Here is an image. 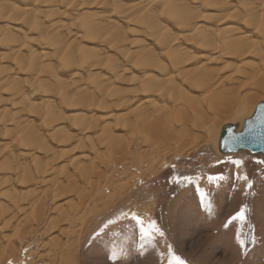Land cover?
<instances>
[{
  "label": "bare ground",
  "instance_id": "6f19581e",
  "mask_svg": "<svg viewBox=\"0 0 264 264\" xmlns=\"http://www.w3.org/2000/svg\"><path fill=\"white\" fill-rule=\"evenodd\" d=\"M0 45V122L13 126L0 141V199L13 205L0 201V264H78L72 200L55 207L58 235L37 260L4 232L13 227L20 244L34 237L28 211L40 223L51 193L94 202L95 213L106 209L96 225L108 222L120 208L110 210L105 188L131 165L146 179L166 154L211 136L219 149L223 128L239 133L246 120L220 131L221 121L264 95V0H0ZM39 186L49 187L42 203L29 198Z\"/></svg>",
  "mask_w": 264,
  "mask_h": 264
},
{
  "label": "rangeland",
  "instance_id": "374dc122",
  "mask_svg": "<svg viewBox=\"0 0 264 264\" xmlns=\"http://www.w3.org/2000/svg\"><path fill=\"white\" fill-rule=\"evenodd\" d=\"M81 44L99 48L86 41ZM0 51L2 52L1 45ZM39 90L38 88V93ZM245 92L248 90H243L241 94ZM262 101L264 102V95H257L250 113H239L236 115L237 119L232 122L223 119L219 129L228 123L249 120ZM33 114L39 121L41 116L37 113ZM44 123L43 126H40V123L36 126L44 128L47 124ZM5 124L0 122V141L2 137H6L3 131L13 128V126L6 127ZM216 128L214 127V130ZM115 129L116 135L120 134L125 136L126 140L129 139L128 132L122 131L118 124ZM49 132L50 130L43 132L48 140ZM94 136L92 135V138L96 140ZM212 138L214 140V136H211L206 143L197 142L180 152L166 154L160 161V170L144 173L146 179L134 175L136 170L131 165L126 177L119 178L110 190L105 188L107 194L102 197L106 200L112 199L107 200L112 203L110 210L113 205L120 208L118 214L109 215L111 218L108 222L96 225L106 209L99 210L102 214L99 211L95 213L94 202L83 204L72 197L55 199L51 193L44 198L45 201L43 200L45 214L43 212L44 217L40 223L34 217L37 213L35 208L32 207L34 210L30 209L29 214L27 213L31 225L37 228L34 237L27 236L26 243L20 244L17 238L19 233H16L13 227L5 229L4 235L15 238L22 255L37 260L44 254L43 245L48 244L58 235L56 229L49 227V220L59 215V212L54 210L55 207L72 200L71 206H78L75 209L77 214L72 219V222L77 220L76 227L70 229L65 221L60 225L61 228L67 226V230H71L69 237H76L78 247L80 246L84 251L78 264H173L172 253L186 264H264V164L257 163L264 161V156L249 151L222 155ZM50 142L56 148L59 147L58 142L54 140ZM61 148L65 149V146ZM104 156L107 158L105 160L110 161V157L113 158L112 151L106 152ZM158 160L159 158L157 160L154 158L151 164ZM239 161H242L241 165L233 163ZM114 164L111 168L116 167V170L121 169L125 172L119 167L120 164L118 166ZM67 174L79 184H84L79 176L71 171L64 172L61 177L64 178ZM111 174L112 171L108 170L107 176ZM244 176L252 182L254 196L245 195L246 182L242 179ZM185 177L187 179H184ZM209 177H223V179L210 183ZM177 178H180L179 183L176 182ZM147 179H150L149 183ZM44 188L39 186L38 191L34 193L35 196L31 194L29 198L41 200L40 195H43V192L45 194V189L47 191L49 187ZM91 188L94 187H88ZM19 190L28 192L30 189ZM135 191L137 193L133 194ZM0 201L10 202L9 198L5 197ZM28 202L26 205L30 203ZM10 203L12 205V202ZM244 205L248 206L249 211L247 218L242 221L238 218V214ZM149 223H154L163 235L142 239L141 229H147ZM113 249L118 250L116 256H113Z\"/></svg>",
  "mask_w": 264,
  "mask_h": 264
},
{
  "label": "water",
  "instance_id": "95a60500",
  "mask_svg": "<svg viewBox=\"0 0 264 264\" xmlns=\"http://www.w3.org/2000/svg\"><path fill=\"white\" fill-rule=\"evenodd\" d=\"M249 124L253 126L255 139L245 140L242 146H236L230 150L229 144L226 143L230 141V136H236L246 132ZM261 132H264V102L257 105L252 118L244 122L241 132H237L235 125H227L223 128L219 141L220 152L223 155H229L240 151H249L253 154L264 156V136L260 135Z\"/></svg>",
  "mask_w": 264,
  "mask_h": 264
},
{
  "label": "snow or ice",
  "instance_id": "6c2138e0",
  "mask_svg": "<svg viewBox=\"0 0 264 264\" xmlns=\"http://www.w3.org/2000/svg\"><path fill=\"white\" fill-rule=\"evenodd\" d=\"M253 132H254L253 126L249 124V127L246 132H243L240 135L230 136V141L226 142L229 144V149L232 150L236 146H242L245 140L255 139ZM260 135L264 136V132H261ZM233 163H236L237 165H241L242 161L233 162ZM257 163L264 164V161H257ZM184 179H187V178L185 177ZM222 179L223 177H209V182L210 183L218 182L219 180H222ZM238 179H240V177H238ZM242 179L246 182L245 195L254 196L255 192L252 191V182L248 180L247 176H244ZM176 182L179 183L180 178H177ZM248 211H249V208L247 205L242 206V209L238 214V218L242 221L245 220L247 218ZM156 235L162 236L163 233L159 230V228L154 223H149V225L147 226V229L145 228L141 229L142 239L146 237H155ZM169 251H171L170 246H169ZM117 254H118V250L113 249V256H116ZM171 260L173 264H186L185 261H183L180 257H177L174 253H172Z\"/></svg>",
  "mask_w": 264,
  "mask_h": 264
}]
</instances>
